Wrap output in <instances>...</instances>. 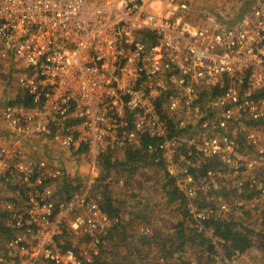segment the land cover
<instances>
[{
    "label": "built area",
    "instance_id": "1",
    "mask_svg": "<svg viewBox=\"0 0 264 264\" xmlns=\"http://www.w3.org/2000/svg\"><path fill=\"white\" fill-rule=\"evenodd\" d=\"M195 1L0 0V57L18 64L22 97L30 98L5 106L4 122L16 137L88 147L96 169L107 149L143 146L186 199L211 201L188 205L196 221L233 214L246 181L258 191L250 202L258 203L264 129L253 126H264V0L223 28L193 23ZM161 113L175 125L171 136ZM0 179L16 200L4 205L14 233L0 264H81L97 254L96 235L112 221L87 195L93 182L66 198L62 185L75 184L68 173L5 149ZM223 186L235 194H221ZM79 207L89 214H77Z\"/></svg>",
    "mask_w": 264,
    "mask_h": 264
},
{
    "label": "rangeland",
    "instance_id": "2",
    "mask_svg": "<svg viewBox=\"0 0 264 264\" xmlns=\"http://www.w3.org/2000/svg\"><path fill=\"white\" fill-rule=\"evenodd\" d=\"M253 1L254 0H197L191 6L190 20L196 25L202 26L206 24L211 26L218 25L222 28L230 26L251 7ZM12 61L10 57H0V150L5 149L8 152L20 150L26 159L32 161L40 159L45 160L51 163V167L59 168L65 173H68V177L72 178L74 182H94L98 176H104V174H101L103 169L98 165V158L96 162L97 169L93 167L88 147L85 151H77L70 147H66L61 141H56L53 137H45V135L40 134L29 137H26L27 135L16 137L12 133V129L4 122L1 114L2 109L9 104L8 101L14 100L20 90H22L17 80V74L19 72L18 64ZM23 93L22 91L21 94ZM253 127L261 131L264 129V126L258 123ZM122 149L123 148H116L115 151L121 153L123 151ZM119 153H117V156L120 157L121 154ZM164 172L166 173L163 166L161 167L151 163L146 166H141L130 176L124 170L118 171L116 176L111 175V177L114 176L113 178L116 181L112 187L113 195L118 199H125L128 205V208L125 206L126 212L132 209L131 205H136V209H139L144 204L149 205V210L152 211L150 223L146 224L140 220L134 225L135 229L140 233H142V229L146 227L149 228L146 235H151L155 231L163 233L165 221L162 219H167V222L172 221L173 223L182 220L183 213L177 210L180 200H183L185 207H188L189 204L193 206H203L204 204L211 203L204 195H197V197L192 199L193 203H191L189 199H186V197L172 202H166L168 199L166 191L169 189V186L163 188V184L167 182ZM95 176L97 177L95 178ZM93 177L95 178L94 181H92ZM108 179H110V176H107V180ZM229 184L230 180H226L224 183V185ZM58 191L59 189L56 191L54 190L56 194L61 196L63 192L60 191L61 193H59ZM242 191L243 190L239 192V190H237L236 192L239 195ZM14 193L15 189L13 186L0 179V207H4L5 203L10 201ZM231 193L235 194L234 189L228 190L225 186L221 188V194L228 196ZM87 195L91 198L94 195L91 186L88 189ZM239 198L240 196L236 197L234 200L239 201ZM245 201L241 206L239 203V205L236 203L231 204L232 213H234L229 216V219L235 220L240 227H248L253 231H261L264 233V226L260 224L259 217L260 210L264 208V198H260L258 203L250 202V200H247L245 203ZM75 212L81 214V216L89 214L88 209L82 207H79ZM123 216V219H127L128 214H123ZM102 217V214H98L96 219L102 221ZM4 218L7 220L8 214L5 215ZM71 218L72 214H67L63 217L62 221L67 223ZM186 223L190 226L194 223V226H196L197 223L201 224L202 222L199 220L196 221L194 216H188ZM153 226L155 229H152ZM201 232L203 236L210 239V243L215 246L214 250H216V254L213 256L212 264H264V253H262L259 247H253L244 253H235L228 257L219 244V242H222L220 238L212 236L208 229ZM72 238L76 239V236L73 234ZM67 239L71 240V237H67ZM253 239H255V237ZM256 241L258 243H264V237L261 236V238H258ZM4 250L5 247L3 250L0 248V254H2ZM196 250H198V248H196ZM182 255L185 256L186 260H192V263H196V261L200 259L196 256L198 254H196L195 248L186 249Z\"/></svg>",
    "mask_w": 264,
    "mask_h": 264
},
{
    "label": "trees",
    "instance_id": "3",
    "mask_svg": "<svg viewBox=\"0 0 264 264\" xmlns=\"http://www.w3.org/2000/svg\"><path fill=\"white\" fill-rule=\"evenodd\" d=\"M21 93L22 90L14 100L8 102L30 104L29 96L24 94L22 97ZM161 117L166 120L168 136H171L175 131L173 121L167 120L166 114L161 113ZM147 140L144 138L143 145ZM124 145L121 153L116 152L115 149H107L98 155V165L103 169L101 174L104 176H98L91 184V189L94 193L93 197L97 198L99 209L111 219L112 224L104 233L96 235L98 239L97 254L92 255L90 261L81 257V264H212L213 256L216 254L215 246L210 243V239L203 236V233L196 226H190L186 223V219L190 215L188 208L183 204V200L179 201V207H177V210L183 213L182 220L173 223L172 221L167 222V219H162L165 221L163 233L155 231L151 235H146L149 228H143L142 233L135 229L134 225L140 220L146 224L150 223L152 211L149 210L148 204H144L139 209L135 208L136 205H131L132 209L129 208L130 211L126 212L125 206L128 208V205L125 199H118L113 195L112 187L116 183L113 177L120 170L126 171L130 176L141 166L153 164L154 158L153 154L144 150L143 146L136 147L129 142ZM117 153L121 156H117ZM209 167L210 164L206 163L201 165L197 171L204 174ZM164 174L167 182L163 184V188L169 186L166 191L168 196L166 202L183 199L184 195L178 190L173 179L168 177L165 172ZM111 175L114 176L111 177ZM107 176H110V179L107 180ZM81 185L82 183L77 181L75 184L66 182L61 188L65 189L66 198H68L71 192L77 190ZM242 185L243 192L239 196L243 201H251L254 196H258V191L254 187H250L249 182H243ZM10 201L15 202L16 200L11 198ZM123 214H128L127 219L122 218L124 217ZM259 214L260 224L264 226V208L260 210ZM5 215H7V209L0 207V248L2 250L14 233V230L7 225ZM229 216L216 219L211 217L202 221V224L212 231V236L222 240L219 244L226 252V256L244 253L253 247H259L264 253V243L256 241L261 236L264 237V233L253 231L248 227H240L235 220L229 219ZM152 229L155 227L153 226ZM254 237L255 239H253ZM194 248L198 254L196 256L200 258L196 263H192V260H186L185 256L182 255L186 249Z\"/></svg>",
    "mask_w": 264,
    "mask_h": 264
}]
</instances>
